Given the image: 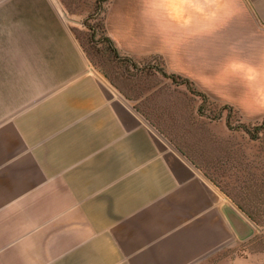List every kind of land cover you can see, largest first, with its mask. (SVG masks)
I'll return each instance as SVG.
<instances>
[{"label": "crops", "instance_id": "0c3cea01", "mask_svg": "<svg viewBox=\"0 0 264 264\" xmlns=\"http://www.w3.org/2000/svg\"><path fill=\"white\" fill-rule=\"evenodd\" d=\"M238 1L264 66V0ZM65 16L60 0H0V264L203 262L234 201Z\"/></svg>", "mask_w": 264, "mask_h": 264}, {"label": "rangeland", "instance_id": "374dc122", "mask_svg": "<svg viewBox=\"0 0 264 264\" xmlns=\"http://www.w3.org/2000/svg\"><path fill=\"white\" fill-rule=\"evenodd\" d=\"M60 1L94 67L234 201L225 239L195 264H264V128L256 129L264 119V66L257 19L238 0ZM161 70L190 79L206 98Z\"/></svg>", "mask_w": 264, "mask_h": 264}, {"label": "trees", "instance_id": "16d2710c", "mask_svg": "<svg viewBox=\"0 0 264 264\" xmlns=\"http://www.w3.org/2000/svg\"><path fill=\"white\" fill-rule=\"evenodd\" d=\"M109 42H110V44H111V46H112V48H113V50L115 51L116 49H115V47H113V45H112V42H111V39L110 38H108L107 39ZM161 73H162V75L164 76V77H167V78H170L171 79V81H172V83L173 84H177V85H185L188 89H190L193 93H195V94H197V95H200V96H202L204 99L206 98V95L204 94V93H202V92H199V91H197L196 89H195V87H194V84H193V82L190 80V79H188V78H186V77H183V76H181V75H179V74H176V73H165L164 71H162L161 70ZM111 81V80H110ZM112 82V81H111ZM113 83V82H112ZM115 86H117L115 83H113ZM118 87V86H117ZM121 90V89H120ZM122 91V90H121ZM126 96H127V94L124 92V91H122ZM128 98H129V96H127ZM138 109H140L139 107H138ZM141 110V109H140ZM148 118H150V120H151V117H150V115L148 114V113H146L143 109L141 110ZM198 111L201 113H203L204 111L202 110V106H200L199 107V109H198ZM162 117L165 115V113H161L160 114ZM154 124H156L153 120H151ZM228 125H229V121H228ZM262 128H264V119H263V121L261 122V124L260 125H258L257 127H256V129L257 130H259V129H262ZM248 130H249V128H248ZM206 174H207V172H206ZM207 175H209V174H207ZM210 176V175H209ZM217 183V182H216ZM219 185V184H218ZM248 215H249V217H251L254 221H256V223H259L258 222V220L253 216V214L251 213V212H249L248 211Z\"/></svg>", "mask_w": 264, "mask_h": 264}, {"label": "bare ground", "instance_id": "6f19581e", "mask_svg": "<svg viewBox=\"0 0 264 264\" xmlns=\"http://www.w3.org/2000/svg\"><path fill=\"white\" fill-rule=\"evenodd\" d=\"M65 17H67V16H65Z\"/></svg>", "mask_w": 264, "mask_h": 264}]
</instances>
